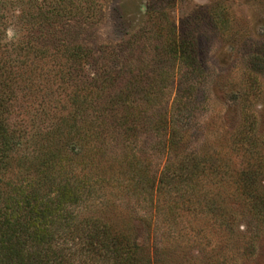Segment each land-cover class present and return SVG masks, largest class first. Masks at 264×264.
<instances>
[{
	"label": "rangeland",
	"instance_id": "374dc122",
	"mask_svg": "<svg viewBox=\"0 0 264 264\" xmlns=\"http://www.w3.org/2000/svg\"><path fill=\"white\" fill-rule=\"evenodd\" d=\"M0 68V206L53 152L149 264H264V0H0Z\"/></svg>",
	"mask_w": 264,
	"mask_h": 264
},
{
	"label": "trees",
	"instance_id": "16d2710c",
	"mask_svg": "<svg viewBox=\"0 0 264 264\" xmlns=\"http://www.w3.org/2000/svg\"><path fill=\"white\" fill-rule=\"evenodd\" d=\"M10 77L0 68V173L14 145L4 114L15 92L7 87ZM79 108L74 104L76 114ZM40 161V182L12 188L0 206V264H149L125 234L74 213L83 188L69 178L54 180L59 155L45 152Z\"/></svg>",
	"mask_w": 264,
	"mask_h": 264
}]
</instances>
